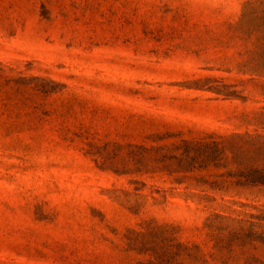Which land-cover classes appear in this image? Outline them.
<instances>
[{"label":"rangeland","instance_id":"1","mask_svg":"<svg viewBox=\"0 0 264 264\" xmlns=\"http://www.w3.org/2000/svg\"><path fill=\"white\" fill-rule=\"evenodd\" d=\"M254 156L264 0H0V264H144L149 219L186 264H264V186L224 176Z\"/></svg>","mask_w":264,"mask_h":264},{"label":"trees","instance_id":"2","mask_svg":"<svg viewBox=\"0 0 264 264\" xmlns=\"http://www.w3.org/2000/svg\"><path fill=\"white\" fill-rule=\"evenodd\" d=\"M246 136V135H245ZM220 142H198L195 143L193 149L188 144H184L183 157L179 165H184V171L193 170L203 167L206 161H214L220 159L223 154L224 147H219ZM235 150L232 158L237 159L240 147L231 148ZM232 150V151H233ZM217 163V162H215ZM227 164H221L225 167ZM226 177L235 178L232 184L236 186H264V158L254 156L250 159V163L236 161L234 166H230L225 170ZM183 178V177H182ZM200 181L204 183V180ZM147 222L143 233H136L135 240L146 255L144 264H186L185 261L193 258L195 246L175 241L171 236V227L166 224H155L152 220ZM151 224V225H150ZM169 228V229H167Z\"/></svg>","mask_w":264,"mask_h":264}]
</instances>
